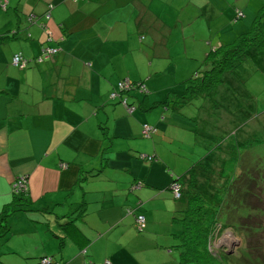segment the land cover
<instances>
[{"label":"crops","instance_id":"crops-1","mask_svg":"<svg viewBox=\"0 0 264 264\" xmlns=\"http://www.w3.org/2000/svg\"><path fill=\"white\" fill-rule=\"evenodd\" d=\"M235 3L230 13L227 0L0 4V38H5L0 42V212L12 201V183L20 177L27 181L25 206L8 217V233L0 237L2 263L38 264L50 258L58 264H180L178 252L173 253L177 237L162 248L153 228L154 214L168 211L170 186L178 177L163 172L166 179L160 184L155 174L163 161L155 145L173 142L165 121L170 111L178 112L156 103L181 95L171 97L176 80L163 84L158 63L179 66L173 46L179 34L200 37L202 45L192 40L194 73L211 45L224 43L221 27L205 21L202 34L196 29L187 33L188 22L222 18L238 23L237 10L246 23L252 19L245 5ZM43 46L57 53L36 62ZM17 53L31 60L26 68L12 65ZM122 80L141 81L147 89L145 97L136 90L123 95L132 113L109 96ZM144 125L155 129L148 137L151 149L127 145V158L122 149L118 156L113 153L116 143L137 139ZM172 150L167 148L171 156ZM147 156L153 161L146 162ZM177 202L176 208L181 206ZM82 206V216H70ZM139 215L145 219L141 231Z\"/></svg>","mask_w":264,"mask_h":264},{"label":"rangeland","instance_id":"rangeland-1","mask_svg":"<svg viewBox=\"0 0 264 264\" xmlns=\"http://www.w3.org/2000/svg\"><path fill=\"white\" fill-rule=\"evenodd\" d=\"M237 1L246 6L248 16L252 14V19L247 23L244 19L238 20V23L232 19L226 21L227 23L223 22L222 18L211 22L205 19L188 22L186 29L192 27L186 32L190 33L196 29L202 34L206 28L204 25L208 22L212 28H222L219 33L221 43L232 42L251 28L256 12L264 7V0ZM227 3H231L227 7V13H230L236 3L235 0H227ZM188 8L189 15L195 16V10L189 5ZM240 10L244 11L245 8L240 7ZM207 14H210V10ZM240 23L247 24L245 31L241 29ZM183 37L179 34V39L173 45L179 66L174 65L176 61L171 64H168V60L158 63L161 66L157 70L161 72L159 77L163 84L171 81V77L176 80L171 97L183 93L184 86L177 84L186 76H191L196 66L189 60L191 49L194 48L192 40L197 46L203 44L200 37L194 39ZM216 44L217 40L211 46ZM184 62L188 64H182ZM204 69V66L200 67V70ZM165 126L173 142L155 145L156 151L163 156L164 165L161 163L159 166L161 169H157L155 173L160 184L165 182L164 174H168V178L173 175L175 179L202 158L201 163L212 167L214 172L213 175H209L207 171L205 174L200 172L202 180L194 192L202 195L212 207L219 200L221 193L224 192L225 196L230 195L224 200L221 199V208H217L221 210L218 222L220 225H226V228L221 230L215 240L213 253L222 254L223 251L230 253L231 258H222L221 264H243V256L247 254L251 256L247 258L252 260L253 264H264V48L258 50L250 48L248 56L232 71L225 72L222 75V83L208 96L195 98L178 112L170 111ZM148 140L150 139L141 134L135 140L116 143L112 151L118 156V149H122L123 156L127 158L129 152L124 146L150 148ZM170 147L173 149V156L167 152V148ZM142 155L135 157L140 159ZM144 166L147 169V163ZM221 189L223 191H220ZM244 189L246 193L243 192ZM171 197L170 201H167V208L163 205L168 211H158L153 218L155 220L153 228L161 235L163 241L162 248L166 240L169 243L175 242V236L180 235V222L174 221V218L180 219L179 210H182L180 207H183L185 199L181 198L177 202L181 206L176 208L175 200H172L173 193ZM215 208H210V211ZM248 216L251 217V221L245 222L249 224L247 227L242 223ZM246 227L250 231L243 229ZM145 232L144 230L141 233ZM174 252L179 254V249L176 248Z\"/></svg>","mask_w":264,"mask_h":264},{"label":"trees","instance_id":"trees-1","mask_svg":"<svg viewBox=\"0 0 264 264\" xmlns=\"http://www.w3.org/2000/svg\"><path fill=\"white\" fill-rule=\"evenodd\" d=\"M243 17L244 15L242 13V17L237 18L236 12L235 20H240ZM4 39L5 38H0V42L4 41ZM250 48H254L255 50L264 48V7L256 12L252 26L246 33L237 36L228 44L211 47L201 65L182 83L184 86L183 93L177 97L175 101L168 100L156 103V105L177 111L197 97L203 95L208 96L211 91L222 83V75L227 71H232L248 56ZM202 66H204V70H200ZM120 82L121 81L118 83ZM131 83L133 88L126 92H120L121 96L127 94L131 90H136L145 97L147 89L144 83L141 81H133ZM115 90H117V86ZM115 100L120 99L117 98ZM141 105H143L142 102H140V109L142 107ZM201 159L196 161L190 169L178 176L170 186L171 192L173 185L177 184L179 186V197H174L175 200L179 201L181 198L185 199V203L182 204V210L179 211L180 219L174 218V221L180 222L181 226L180 235L176 236L179 240V244L176 248L179 249L180 264H221L220 260H222V258H231V255L226 251H223L222 254L213 253L215 251L213 250L215 240L219 237L221 230L226 228V225H220L218 222L219 212L221 210L219 211L217 208H221L220 205L222 203H220V200H224V198L230 195L227 194V196H225V194L223 195L224 192L221 193L219 195V200L214 203L216 206L215 208L214 205L213 207L209 205L202 195L194 192L195 187L200 184L202 180L200 172H208L209 175H213L214 172L212 167L201 163ZM144 160H148L149 163L153 161V159L148 156ZM251 182L252 180H250V183ZM220 191L223 190L221 189ZM26 192L27 190L17 194L12 193L11 203L4 206L0 212V237H4L8 233V217L18 209L17 207L23 208V206H25L24 197L26 196ZM243 192L246 193V189H244ZM244 193H241V195ZM210 208H215V210L212 209L213 211H210ZM83 212L84 208L82 206V209L75 210L70 216L74 213H79V215L82 216ZM250 221L251 217L248 216V218L243 219L244 223H242V225L246 224L248 227L249 224L245 222L249 223ZM247 227L243 229L250 231ZM247 256L249 255L247 254ZM247 256H243V264H253L254 262L247 258ZM51 262L52 264H58L53 260ZM0 264L4 263L0 261ZM38 264H40V261Z\"/></svg>","mask_w":264,"mask_h":264},{"label":"built area","instance_id":"built-area-1","mask_svg":"<svg viewBox=\"0 0 264 264\" xmlns=\"http://www.w3.org/2000/svg\"><path fill=\"white\" fill-rule=\"evenodd\" d=\"M0 4L3 8L6 7L7 4V0H0ZM237 12V18L242 17V13L239 11ZM30 21L33 20V17H29ZM49 18V14H47L45 16V19ZM42 25V24H41ZM57 53V49L48 47V46H44L41 49V55L38 57V59L36 61L41 62L43 60H46L50 57H52L53 55H55ZM31 60L25 58L22 54L17 53L14 54L12 56V65L18 69H24L30 62ZM131 88H133L132 83L128 82L127 80L121 81L120 83H118L117 85V90L113 91L109 96L111 100H115V99H120L121 104L127 109V111L129 113H132L133 111V107L131 105H129L127 99L123 96H121L120 92L124 91H128ZM155 132V129L152 127H149L147 125H144L142 127V135L146 138L150 137L152 133ZM12 193H21V192H25L27 190V181L24 177H20L18 179H16L13 183H12V187H11ZM172 193L174 194L175 198L179 197V186L173 185L172 186ZM136 223H137V227L138 230H143L144 229V225H145V219L143 216H137L136 217ZM52 260L50 258H43L40 260V264H52L51 262ZM87 264H94V263H87ZM101 264H111L109 261H104Z\"/></svg>","mask_w":264,"mask_h":264},{"label":"water","instance_id":"water-1","mask_svg":"<svg viewBox=\"0 0 264 264\" xmlns=\"http://www.w3.org/2000/svg\"><path fill=\"white\" fill-rule=\"evenodd\" d=\"M230 254V253H229Z\"/></svg>","mask_w":264,"mask_h":264}]
</instances>
